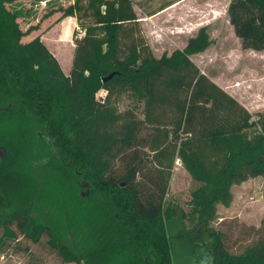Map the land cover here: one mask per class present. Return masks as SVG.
Returning a JSON list of instances; mask_svg holds the SVG:
<instances>
[{
  "label": "trees",
  "instance_id": "obj_1",
  "mask_svg": "<svg viewBox=\"0 0 264 264\" xmlns=\"http://www.w3.org/2000/svg\"><path fill=\"white\" fill-rule=\"evenodd\" d=\"M17 1L0 0L2 251L22 236L65 263L174 264L180 239L199 264H264V217L239 251L213 227L235 184L264 178V115L192 59L208 27L157 57L133 0H75L63 15L84 33L66 74L40 35L24 40ZM228 15L244 48L264 50V0H231ZM176 158L201 183L189 210L166 202Z\"/></svg>",
  "mask_w": 264,
  "mask_h": 264
},
{
  "label": "rangeland",
  "instance_id": "obj_2",
  "mask_svg": "<svg viewBox=\"0 0 264 264\" xmlns=\"http://www.w3.org/2000/svg\"><path fill=\"white\" fill-rule=\"evenodd\" d=\"M74 1L18 0L8 6L19 12V22L23 29L31 28V32L24 37L27 41L41 32L45 33L43 30ZM133 1L144 35L155 55L160 56L165 52L170 54L176 49H183L191 36L196 35L201 27L207 26L212 43L204 52L196 54L193 60L200 65L203 73L208 74L223 89L227 88L243 98L245 104L250 106L249 111L252 114L260 112L264 115V50L252 51L242 46L227 13L231 0ZM166 3H174V6L171 5L152 16L145 14ZM70 27L71 22L67 21L42 37L49 49L55 51L63 70L67 72L69 65L71 66L70 47L73 40L72 36L69 37L66 44L61 41L60 35L67 33ZM75 30L80 34L81 29L78 26ZM101 92L103 93L102 90ZM131 102L128 96H122L118 100L119 110L130 108ZM117 167H120L119 163ZM200 185L184 168L180 159L176 158L166 202L189 210L192 194ZM82 192L88 193L89 189L83 186ZM232 196L229 206L219 205V217L213 222V227L222 230L226 234V244L239 251L254 236V232H249L246 228L259 227L264 217V178H251L235 184L232 187ZM169 229L178 238L184 232L176 221L169 224ZM20 240L4 251L0 248V264H76L63 262L61 256L45 240L40 244L22 236ZM185 243L184 241L183 244ZM183 244L182 240H175L174 264H199L200 258L194 259L196 253L187 256L188 247L183 253Z\"/></svg>",
  "mask_w": 264,
  "mask_h": 264
},
{
  "label": "crops",
  "instance_id": "obj_3",
  "mask_svg": "<svg viewBox=\"0 0 264 264\" xmlns=\"http://www.w3.org/2000/svg\"><path fill=\"white\" fill-rule=\"evenodd\" d=\"M172 6H174L173 4H172ZM164 10H166V9H164ZM164 10H162V11H164ZM227 13H228V10H227ZM67 21H70L71 22V27L69 28V31L67 32V33H64L63 35H60L61 36V41L62 42H64V43H66L67 44V39L69 38V37H71L72 36V40H73V34H74V29H75V27H77V19H76V17H74V16H64L63 14L62 15H60L52 24H50L49 25V27L47 26L44 30H43V32L45 31V33H39V34H37L36 36H38V35H40L41 36V38L42 37H45L46 35H47V33L49 32V31H51L52 29H54L55 27H58V26H61L63 23H65V22H67ZM59 34H61V32H59ZM34 38V37H33ZM43 40V39H42ZM69 45V44H68ZM48 46V45H47ZM49 47V46H48ZM71 50H72V55H71V64H72V59H73V54H74V48H75V43H74V40H73V44L71 45ZM252 51H255V50H253V49H251ZM53 53H55V51L53 52ZM200 53H198V55H199ZM55 56L58 58V60L60 61V59H59V57L57 56V54H55ZM157 57H160L159 55H156ZM196 56V54L195 55H192L191 57H192V59H194V57ZM196 64L198 65V66H200L197 62H196ZM62 65V64H61ZM63 67V66H62ZM69 68L71 69V66L69 65ZM64 69V68H63ZM70 69H69V72H70ZM65 71V73L66 74H69V72H67L66 70H64ZM225 89V88H224ZM230 95H232V96H234V97H236L248 110H249V105H247V104H245V101L243 100V98H239V96H237L233 91H229L227 88L225 89Z\"/></svg>",
  "mask_w": 264,
  "mask_h": 264
},
{
  "label": "built area",
  "instance_id": "obj_4",
  "mask_svg": "<svg viewBox=\"0 0 264 264\" xmlns=\"http://www.w3.org/2000/svg\"><path fill=\"white\" fill-rule=\"evenodd\" d=\"M83 33H84V31L81 29L80 30V34H83ZM102 91H103V93L101 92L102 93L101 95L105 96L106 95V91L105 90H102Z\"/></svg>",
  "mask_w": 264,
  "mask_h": 264
},
{
  "label": "water",
  "instance_id": "obj_5",
  "mask_svg": "<svg viewBox=\"0 0 264 264\" xmlns=\"http://www.w3.org/2000/svg\"><path fill=\"white\" fill-rule=\"evenodd\" d=\"M114 76V73L110 74L109 76H107L106 78H104V81L111 79Z\"/></svg>",
  "mask_w": 264,
  "mask_h": 264
}]
</instances>
